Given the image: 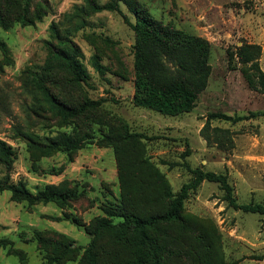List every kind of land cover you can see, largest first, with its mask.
<instances>
[{
	"label": "rangeland",
	"instance_id": "rangeland-1",
	"mask_svg": "<svg viewBox=\"0 0 264 264\" xmlns=\"http://www.w3.org/2000/svg\"><path fill=\"white\" fill-rule=\"evenodd\" d=\"M31 1L33 14L42 17L27 25L0 24V39L7 48L5 52L0 45V139L13 152L10 169L0 161V179L23 180L33 192L67 181L86 193L60 207L19 203L11 199V191L0 192V238L12 242L0 248V264H50L36 231L65 233L84 253L92 235L72 218L92 224L108 216L105 208L121 202L119 156L112 147L98 144L109 132L141 134L135 140L144 157L166 176L175 195L202 170L225 175L236 203L264 205V114L254 115L264 113V90L255 70L238 55L244 44L260 45L264 70V0H131L165 25L210 43L208 85L195 108L178 116L133 103L135 31L126 18L135 22L136 16L129 5L120 2L121 11L98 12L87 0ZM57 31L78 45L88 79L74 83L71 74L57 69L44 77L43 84L69 105H79L85 97L100 100L101 110L112 117L107 125L95 117L65 121L41 106L33 80L44 74L51 44L58 43ZM60 132L78 137L89 133L93 143L74 153L71 161L66 152L46 154L31 141L46 142ZM127 151L133 154L130 147ZM184 216L189 223L179 233L177 226H163L160 231L163 264H204L200 236L226 264H264V214L234 206L221 183L205 179L190 189ZM121 245L102 237L99 264H114L106 250L120 259L135 258L131 244Z\"/></svg>",
	"mask_w": 264,
	"mask_h": 264
},
{
	"label": "trees",
	"instance_id": "trees-1",
	"mask_svg": "<svg viewBox=\"0 0 264 264\" xmlns=\"http://www.w3.org/2000/svg\"><path fill=\"white\" fill-rule=\"evenodd\" d=\"M0 3V24L10 26L14 21H21L24 25L31 24L42 13L32 12L31 0H2ZM94 11H121L120 2L129 5L136 16V21L126 22L135 31L134 65L135 92L133 103L137 107H144L163 115L178 116L192 111L201 92L206 89L211 74L210 43L197 35L184 30L165 25L150 15L140 3L131 0H110L99 4L95 0H87ZM57 44H51L50 55L43 68V76H35L34 88L39 94L41 106L59 116L62 120H74L80 117L90 119L95 117L103 125H107L106 113L101 110L102 102L85 97L76 106L62 101L59 96L43 84V79L49 78L57 69H63L71 74L74 83L86 82L88 74L80 61L81 52L78 45L70 38L57 31ZM0 45L7 52L6 43L0 39ZM261 46L258 44H244L239 48L238 55L241 62L250 64L255 70L260 85L264 90V70L260 66ZM96 67H100L95 59ZM262 113H254L260 115ZM221 117L232 119L222 114ZM240 117L238 119H241ZM109 121V120H108ZM93 136L83 133L81 136L60 132L57 136L49 137L46 142L31 141L44 153L51 154L62 151L73 160V154L88 144L93 143ZM136 137H143L139 133L125 130L122 134L105 133L99 140V145L112 147L119 156L118 177L121 185V202L115 207L105 208L108 216L98 217L94 223L87 224L83 219L74 216L73 221L85 228L92 235L88 247L81 255V245L69 235L58 231H36L35 237L39 247L46 250V258L50 264H65L79 261L80 264H99V240L107 237L114 245L131 244L135 258H122L112 251L105 253L113 256L114 264H163V246L159 234L163 226H177L182 231L189 223L184 216V201L189 190L197 188L205 179L221 183L232 199L233 205L264 214L263 204L245 205L234 201L232 187L225 175L214 172L196 171L193 181L185 184L180 194L175 195L166 176L151 165L144 157ZM106 142H105V141ZM100 141H103L101 144ZM139 145V146H138ZM133 149V154L127 151ZM12 149L0 139V161L11 168L13 162ZM11 191V199L15 202H27L30 205L39 203H56L60 207L70 206L73 201L85 195L79 186H68L67 181L59 184H47L37 192L31 191L25 181L18 183L10 181L9 176L0 179V192ZM118 218L115 221L114 218ZM181 228V229H180ZM199 244V256L204 264H226L213 250L203 236ZM12 243L7 238H0V248ZM121 245V246H122ZM123 247V246H122ZM18 251V250H17ZM205 258V259H204ZM22 260L25 259L22 257Z\"/></svg>",
	"mask_w": 264,
	"mask_h": 264
}]
</instances>
